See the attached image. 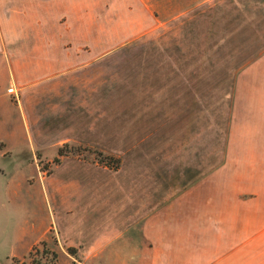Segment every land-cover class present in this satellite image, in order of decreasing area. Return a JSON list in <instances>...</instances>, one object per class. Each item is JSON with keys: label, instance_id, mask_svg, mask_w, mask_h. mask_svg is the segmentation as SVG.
I'll return each mask as SVG.
<instances>
[{"label": "rangeland", "instance_id": "1", "mask_svg": "<svg viewBox=\"0 0 264 264\" xmlns=\"http://www.w3.org/2000/svg\"><path fill=\"white\" fill-rule=\"evenodd\" d=\"M29 1L0 7V36L14 40L11 47L18 44L0 53V155L6 157L0 159V254L8 253L3 242L33 218L36 227L37 220L55 224L42 178L54 188L59 180L84 187L83 208L90 210L80 217V246H69V235L49 229L26 255H1L3 264H159L157 247L176 242L168 232L190 226L218 232V221L203 217L235 213L236 169L240 173L249 163L238 157L251 145L227 141L237 76L229 51L236 37H220L217 21L235 20L264 0H146L152 13L146 15L138 0H34L48 2L44 18ZM31 23L50 26L71 66L22 88L8 83L7 50L27 46ZM9 88L17 90L14 96ZM6 160L11 167H2ZM139 185L145 188L146 219L179 198L188 205L179 212L180 222L148 221L146 240L131 227L115 244L89 248L90 231L98 228L93 220L108 219L112 206L117 217L125 192L133 195ZM70 215L81 213L74 209ZM186 216L195 223L185 222Z\"/></svg>", "mask_w": 264, "mask_h": 264}, {"label": "crops", "instance_id": "2", "mask_svg": "<svg viewBox=\"0 0 264 264\" xmlns=\"http://www.w3.org/2000/svg\"><path fill=\"white\" fill-rule=\"evenodd\" d=\"M138 1L140 3L138 10L145 15L152 14L144 2L146 0ZM47 5V1H29L30 9L39 12L43 18L49 14ZM0 7L9 9L13 7V3L7 0L5 4H0ZM236 17L235 20L229 19L225 23L217 21L220 37L222 35L226 39L227 34L231 33L236 37L235 41H231L232 50L229 51V57H234V62L237 64L232 75L237 76L233 86L232 110H230L231 133L227 141L229 144L251 145V151L241 153L238 157L240 161L246 160L249 163L247 167L241 169L240 173L239 169H236L233 200L235 213L220 215L218 218L209 215L203 217L210 223H215L217 220L218 232H195L192 231L191 226L186 232H168L167 239L176 242H171L170 248H164L163 245L160 248L157 247L156 254L160 260L157 258L156 262L160 261L159 264L164 261L165 264L166 261L169 264H264V4L255 3L252 9L243 11V14ZM142 26V23L139 25L137 23V27L142 28ZM131 29H134L132 25ZM30 33L27 46L20 47L17 52L7 50L11 57L10 62L6 61L9 69V75H6L9 79L8 83L15 86L20 85L22 88H34L44 81L59 76L57 74L65 72L71 66L68 54L60 45V41L50 26L44 25L38 29L31 23ZM7 37V34H5V39L0 36V42L4 43L3 40H5L4 46L1 47L0 43V53L3 52L4 47H6L5 50L15 49L14 47L18 45L11 47L9 44L14 40ZM3 60L5 57L0 56V63H3ZM13 89L17 92L15 88ZM0 159L4 161L6 157L1 154ZM8 160L4 162L3 168L12 166ZM41 181L46 184L45 187L51 199L55 224L48 223L43 226L37 220L40 226L36 227V219L33 218L31 224L27 223L28 227L18 230L16 237L12 235V238L3 242L8 253L2 252L0 256L4 255L2 257L6 258L26 255L38 241L45 238L49 229H57L58 235H69L66 237L69 246L81 245L80 234L83 229L81 225L85 221L80 217L88 214L90 210L83 208L84 200L87 198L84 187L77 184L70 188L65 182L59 180L54 188L51 186L54 183L47 178L45 180L42 178ZM194 183L193 181L190 185ZM133 190V195L130 189L128 192L124 191L126 196L121 199L116 208L119 214L117 217H115L114 206H112L113 212H107L108 219L103 218L101 222L97 219L93 220L94 225H98V228L93 227L95 232L90 231L92 228H86L90 233H94L91 237L94 238L93 241L87 244L89 248L94 250L104 248L110 243L115 244L123 232L131 231V227L135 232L142 234L139 237L140 240L141 238L146 240L148 221L161 224L164 220L170 219L168 223H177L181 220L180 210L188 208L187 202L181 203L177 201L178 198L171 202L172 205L156 212L150 219H146L145 188L139 185L138 189ZM140 190L144 192L141 193ZM55 194H57V199H55ZM89 200L95 201L96 199L94 195H91ZM224 205L227 206V201ZM72 208L80 211L81 216L70 215L74 211ZM99 209L97 207L96 211ZM226 213H228L227 210ZM186 218H189V221L185 220V222L195 223V217L186 216ZM79 223L80 225L77 226ZM120 227H123L121 228L123 231L119 229ZM101 230L105 231L103 233L106 235L101 234ZM71 233H76L79 238L71 236ZM0 264H3V259H0Z\"/></svg>", "mask_w": 264, "mask_h": 264}, {"label": "built area", "instance_id": "3", "mask_svg": "<svg viewBox=\"0 0 264 264\" xmlns=\"http://www.w3.org/2000/svg\"><path fill=\"white\" fill-rule=\"evenodd\" d=\"M7 92L10 93V94H14V93H15V91H14L13 88H9V89L7 90Z\"/></svg>", "mask_w": 264, "mask_h": 264}]
</instances>
